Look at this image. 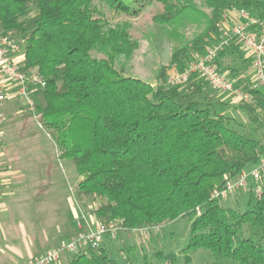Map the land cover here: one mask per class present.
Instances as JSON below:
<instances>
[{
	"label": "trees",
	"instance_id": "1",
	"mask_svg": "<svg viewBox=\"0 0 264 264\" xmlns=\"http://www.w3.org/2000/svg\"><path fill=\"white\" fill-rule=\"evenodd\" d=\"M204 2L211 15L196 0H0V36L21 45L22 70L46 80L32 94L40 122L52 132L60 158L71 161L82 178L79 196L100 201L95 209L100 220H120L131 231L190 218L181 251L185 264L199 250L211 253L209 264H264V180L245 210L212 198L262 162L264 143L241 134L235 118L215 112L225 103L206 82L193 78L183 88H171L161 67L152 85L126 76L116 64L121 57L132 59L139 40L129 22L112 24L107 11L139 18L156 7L151 20L161 27L204 19L205 30L189 42L169 32L180 42L172 63L181 69L191 53L203 52L218 35L225 12L243 8L264 19V0ZM238 86L250 95L239 109L264 128V91L251 90L243 80ZM154 258L180 264L175 253L157 252ZM64 264L123 263L102 246ZM143 264L154 263L145 257Z\"/></svg>",
	"mask_w": 264,
	"mask_h": 264
},
{
	"label": "rangeland",
	"instance_id": "2",
	"mask_svg": "<svg viewBox=\"0 0 264 264\" xmlns=\"http://www.w3.org/2000/svg\"><path fill=\"white\" fill-rule=\"evenodd\" d=\"M196 5L200 11L207 15H211V9L206 6L204 0H196ZM156 11L157 8L153 7L139 18L117 15L110 11H107V15L112 24L129 22L132 26V34L139 40V48L134 52L132 59L126 60L124 57H121L116 63L117 66H123L125 68L126 76L139 78L152 85H157V73L161 67H165L167 69V85L169 77L175 71L184 69L187 62H189V59H187L184 62L182 69L179 67V64L172 63L173 53L180 47V42L171 38L169 36V32L175 31V33H179L184 36L189 42L205 30L206 23L204 19L194 17L193 19L184 20L180 26H177V28L172 26L161 27L154 24L151 20L152 15L156 13ZM192 54L193 53H191V55ZM220 70L228 78L235 81L236 85H238L240 80L248 83L252 78L250 61L246 58V54L241 48H237L236 52H232V50L229 51L226 57L220 59ZM208 90L216 96L215 99L218 102H223L225 103V106H228V109H226L224 106L216 105L214 107L215 112L235 118L236 121L240 123L236 124L235 127L241 134L264 143V128L259 123H252L249 120L248 115L239 109V98L234 95L218 94L217 92H213L210 87H208ZM26 112L31 120H33V123L38 127L39 136H42L41 145L47 150V153L44 155V159L45 162L49 163L47 166L48 178H46L47 176H43L45 168H34V175L33 173L30 174V170L27 171L29 174L26 177L23 174H20L22 176L18 177H25L29 180L33 178L32 181L44 184L43 187H35L33 189V192L35 193L34 198L36 199V197H38V199L34 200L35 203L30 204L29 202V205H37L38 203L36 201H41L42 196H56L50 202L43 200L38 205L47 207L45 213L43 210V213L41 212V216L45 214L42 216L43 218H41L42 222L45 223L49 221L53 223L55 228H57V226L62 225V222L72 221L67 201L71 202L70 200L76 198L78 205L76 206L77 212L75 214V224L78 227L79 224L83 227L88 220H94L97 222L99 219L95 215V209L99 206L100 201L94 198L79 199L77 197V185L82 178L76 173L74 164L71 161H64L60 159V150L53 139L52 132L45 129L43 126L41 127L39 120H36L32 113L27 110ZM9 163L10 162H8L5 157L3 165L9 166ZM24 163L25 162L19 164L18 161L12 168H8V170L13 172L17 170V168H20V171L17 170V172L21 173V171L25 169ZM20 165L23 166L19 167ZM12 180L14 181L17 179L14 176L9 175L8 182L4 186H0V194H9V196H13L16 189L11 186L12 184H10ZM260 183V181L250 182L245 189L238 190L226 199H221L222 205L224 207L245 210L250 195L257 196L260 194ZM25 189L26 188H22V191ZM37 192L40 193L36 194ZM62 196H64L65 202L61 201V199H63ZM11 201L12 200H10L7 205L9 204L10 206L12 204ZM22 205H25V201H23ZM2 216L3 215L0 212V249L5 247V242L14 244L13 239L10 238L12 235H16V232L14 231L15 227L13 226L15 217L10 219L9 215H5L6 218H3ZM38 217H40L39 214ZM23 221H25V219H23ZM24 223L25 222H23V224ZM46 227L48 228V226ZM190 228L191 219L184 218L172 222L169 225H163L154 229L150 236H146L143 232L133 233L131 231L123 230L119 233L115 240L107 241L102 246L107 247L109 252L123 264H143L145 257L151 259L154 264H163L154 258L157 252H164L165 254L175 253L178 256V259H180L179 263L185 264V259L181 251L188 242ZM17 229L21 230L19 221ZM38 230L40 231L41 228ZM28 231L31 230L28 229ZM5 235L7 241L4 240ZM34 241V245L40 243L37 237ZM21 247L22 246L19 244V248ZM67 254L68 253L62 256V262L59 264H64L71 259L72 256H67ZM190 256L192 258V264H209L213 262L211 253L206 250L193 252ZM16 263H22V261L11 260L0 251V264Z\"/></svg>",
	"mask_w": 264,
	"mask_h": 264
},
{
	"label": "built area",
	"instance_id": "3",
	"mask_svg": "<svg viewBox=\"0 0 264 264\" xmlns=\"http://www.w3.org/2000/svg\"><path fill=\"white\" fill-rule=\"evenodd\" d=\"M218 35L206 46L203 52H194L182 70L175 71L168 79L167 86L183 88L191 79L206 82L218 94L234 95L249 100L250 95L235 81L219 71L220 54L232 48H241L250 61L252 78L248 84L251 90L264 91V19L257 17L248 9H234L225 12L217 23ZM19 58H24L21 45L9 37L0 36V160L4 142L3 126L5 116L3 107L9 91L17 87L18 95L27 104V111L40 122L41 114L35 109L32 94L46 86V80L36 71L22 70ZM1 164V162H0ZM264 180V160L254 168L241 173L235 180L228 182L226 189L216 190L213 199H226L238 190L245 189L250 182ZM201 214L200 208L197 209ZM79 226H81L79 224ZM157 227L133 229L150 236ZM126 229L120 220L98 221L89 231L82 232L76 239L59 248L30 258L24 264H59L66 253L74 255L83 251H98L107 240H115ZM127 231V230H126Z\"/></svg>",
	"mask_w": 264,
	"mask_h": 264
},
{
	"label": "crops",
	"instance_id": "4",
	"mask_svg": "<svg viewBox=\"0 0 264 264\" xmlns=\"http://www.w3.org/2000/svg\"><path fill=\"white\" fill-rule=\"evenodd\" d=\"M23 60L24 58H19V61L23 62ZM225 107L228 109V106ZM26 110L27 104L24 98L18 95L17 87H13L9 91L3 107L5 116L3 132L5 137L0 160V186H4L8 182L9 175L14 176L17 180H12L10 184H12L11 186L14 187L16 191L13 196H9V194H0V212L3 215V218H6L5 215H9L10 219L15 217L13 226L15 227L14 231L19 239L16 235H12L10 239H13L14 244L5 242V247H3L5 250L1 248L0 251L11 260L22 261V263L16 264H24L34 256L43 254L49 249L59 248L64 244L69 243L77 238L82 232L92 229L96 223L94 220H88L83 227H78L75 224V214L77 212L76 206L78 205L76 198L70 200L71 202L67 201L72 221L62 222V225L57 226V228H55L53 223L49 221L45 223L42 222L41 218H43L42 216L45 214L41 216V212L43 210L45 213L47 207L38 205L43 200L50 202L56 196H42L41 201H36L38 203L37 205H29V202L32 204L35 203L34 200L38 199V197H36V199L34 198L35 193L33 192V189L35 187H43L44 184L32 181L33 178L30 180L25 178L29 174L27 171L31 170L30 174L33 173L34 175V168H45L43 176H47L46 178H48L47 166L49 163L45 162L44 159L47 150L41 145L42 136H39L38 127L33 123V120H31L29 115H27ZM5 157L7 161L10 162L9 166L3 165ZM18 161L19 164L25 162V169L22 170L21 173L17 172V170L20 171V168L10 172L8 168H12ZM22 166L23 165H20L19 167ZM20 174L25 175V177L18 178L22 176ZM22 188L26 189L22 191ZM38 193L40 192H37L36 194ZM77 193L78 192H76V195ZM78 195L77 197L81 199V196L79 197ZM62 198L61 201L65 202L64 196H62ZM10 200H12V204L9 206L7 203L10 202ZM23 201H25V205H22ZM38 214L40 217H38ZM23 219H25V221H23ZM18 221L20 222L21 230L17 229ZM98 221H100V219L97 220V222ZM23 222L25 223L23 224ZM46 226H48V228ZM40 228L41 230L39 231L38 229ZM28 229L31 231H28ZM15 237L17 238L14 239ZM36 237L40 243L34 245ZM6 239L5 235L4 240ZM19 244L22 246L21 248H19ZM68 255L71 254H67V256Z\"/></svg>",
	"mask_w": 264,
	"mask_h": 264
}]
</instances>
